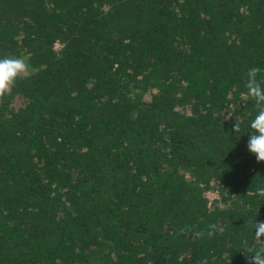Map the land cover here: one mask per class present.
<instances>
[{"label":"trees","instance_id":"trees-1","mask_svg":"<svg viewBox=\"0 0 264 264\" xmlns=\"http://www.w3.org/2000/svg\"><path fill=\"white\" fill-rule=\"evenodd\" d=\"M20 56L30 73L0 99V264H249L264 0H0V58Z\"/></svg>","mask_w":264,"mask_h":264},{"label":"clouds","instance_id":"clouds-1","mask_svg":"<svg viewBox=\"0 0 264 264\" xmlns=\"http://www.w3.org/2000/svg\"><path fill=\"white\" fill-rule=\"evenodd\" d=\"M262 72L259 67H251L247 71V80L245 83L246 93L244 99L254 102L256 115L249 123L250 132L247 140V150L254 154L257 162H264V80H258L257 77ZM30 73L28 57H4L0 58V99L10 92L11 86L22 74ZM233 131L240 132V124L235 123ZM255 195L264 198V186L257 187ZM255 239L258 246L247 249L249 264H264V221L252 224ZM207 235L211 237L214 234L216 225H210ZM183 231V229L181 230ZM199 235H202L200 233Z\"/></svg>","mask_w":264,"mask_h":264},{"label":"built area","instance_id":"built-area-1","mask_svg":"<svg viewBox=\"0 0 264 264\" xmlns=\"http://www.w3.org/2000/svg\"><path fill=\"white\" fill-rule=\"evenodd\" d=\"M53 47H54V49L56 50V49L59 48V44L56 42V43H54V46H53ZM211 192H213V191H210V193H211ZM215 192H216V191H214V193H215ZM210 193H209V194H210ZM209 194H208L207 192H206V194H205L208 200H211L212 198H216V197H217L216 193H215L214 197H210Z\"/></svg>","mask_w":264,"mask_h":264},{"label":"rangeland","instance_id":"rangeland-1","mask_svg":"<svg viewBox=\"0 0 264 264\" xmlns=\"http://www.w3.org/2000/svg\"><path fill=\"white\" fill-rule=\"evenodd\" d=\"M207 193L209 194L210 191H208ZM215 193H216V192H215ZM215 193H214V191H213V192H211V193L209 194V196H210V197H214ZM216 195H217V193H216Z\"/></svg>","mask_w":264,"mask_h":264}]
</instances>
